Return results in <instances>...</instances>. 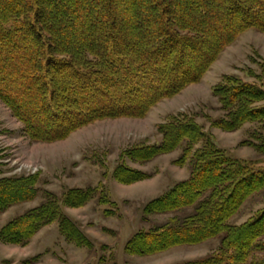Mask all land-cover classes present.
Instances as JSON below:
<instances>
[{"label":"trees","instance_id":"16d2710c","mask_svg":"<svg viewBox=\"0 0 264 264\" xmlns=\"http://www.w3.org/2000/svg\"><path fill=\"white\" fill-rule=\"evenodd\" d=\"M249 29L264 32V0H0V100L38 142L64 139L97 120L143 117L199 82ZM260 68L250 74L256 81L223 75L213 94L224 115L211 123L225 131L259 123L242 144L264 154V60ZM158 131L161 142L131 147L121 157L144 163L182 148L175 163L189 164L191 174L150 200L144 214L195 207L184 218L136 232L126 253L153 255L220 237L210 255L176 264H264V208L242 224L230 222L251 196L264 192V167L220 147L188 113L171 115ZM149 176L124 163L114 170L127 184ZM38 180L36 174L0 178V213L36 199ZM44 195L0 228V241L24 245L58 223L68 241L92 247L64 207L96 197L117 205L104 185Z\"/></svg>","mask_w":264,"mask_h":264},{"label":"rangeland","instance_id":"374dc122","mask_svg":"<svg viewBox=\"0 0 264 264\" xmlns=\"http://www.w3.org/2000/svg\"><path fill=\"white\" fill-rule=\"evenodd\" d=\"M264 60V32L249 29L224 49L202 79L177 95L165 98L143 117H118L94 121L54 142L31 140L24 125L0 100V178L38 175L41 193L32 201L13 205L0 213V228L12 218L34 208L45 200V191L61 197L68 189L104 185L117 205H102L96 197L82 207H64V211L80 226L93 243L81 247L68 241L58 223L43 227L27 244L0 241V264H176L200 259L216 251L220 237L194 245H181L153 255H132L125 251L128 239L140 230L167 223L173 217L184 218L195 206L164 214H144L145 205L175 183L191 174L189 164L175 163L182 148L162 154L148 162L122 158L134 146L159 143L158 125L171 115H193L217 144L240 158L253 160L264 167V154L243 140L260 128L259 123H246L236 131L213 126V119L224 115L214 86L223 75H236L256 81ZM254 72L255 76L250 75ZM264 132V130H263ZM202 143L196 146L200 147ZM124 163L150 176L134 183H122L114 170ZM264 208V192L255 193L230 222L242 224ZM106 209L112 213L105 214ZM264 241V239H263ZM264 255V253H262Z\"/></svg>","mask_w":264,"mask_h":264}]
</instances>
